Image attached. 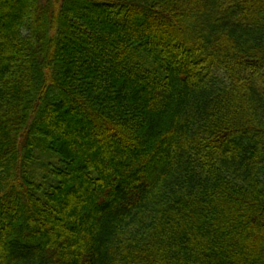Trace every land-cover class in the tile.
I'll list each match as a JSON object with an SVG mask.
<instances>
[{
	"label": "trees",
	"instance_id": "16d2710c",
	"mask_svg": "<svg viewBox=\"0 0 264 264\" xmlns=\"http://www.w3.org/2000/svg\"><path fill=\"white\" fill-rule=\"evenodd\" d=\"M0 264H264V0H0Z\"/></svg>",
	"mask_w": 264,
	"mask_h": 264
}]
</instances>
